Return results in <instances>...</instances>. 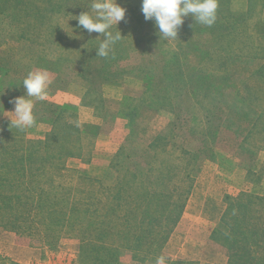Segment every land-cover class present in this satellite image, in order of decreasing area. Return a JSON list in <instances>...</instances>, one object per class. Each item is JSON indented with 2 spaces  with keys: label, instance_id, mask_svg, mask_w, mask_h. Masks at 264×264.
Here are the masks:
<instances>
[{
  "label": "rangeland",
  "instance_id": "1",
  "mask_svg": "<svg viewBox=\"0 0 264 264\" xmlns=\"http://www.w3.org/2000/svg\"><path fill=\"white\" fill-rule=\"evenodd\" d=\"M24 1L33 6L15 8V0L0 1V171L26 149L32 152L27 160L35 163L54 157L32 172L38 168L45 178L55 174L53 185L43 187L64 202L53 216H65L61 226L51 227L49 208L37 209L38 216L33 212L23 223L25 232L0 222V264H156L160 256L166 264H230L227 245L214 234L226 229L221 224L225 196L264 198V74H257L264 62L263 6L256 2L254 16L238 23L229 15L243 13L247 0H227L218 6L213 26L188 16L177 40H165L154 20L129 30L142 13V0H116L126 9L117 26L123 39L102 58L96 49L104 37L89 34L75 20L90 11L91 0H50L51 7L62 2L59 13L41 10L48 0ZM194 28L199 30L191 32ZM174 59L184 81L164 82L163 76L170 75L164 70ZM36 69L50 75L48 95L42 101L30 98L36 123L20 130L11 126L14 104L9 101L26 98L22 82ZM158 137L163 141L156 142ZM122 147L131 160L116 157ZM118 160L123 167L137 165L139 181L133 203L119 202L116 209L113 194L102 189L119 177L110 167ZM85 176L102 182H81ZM7 179L16 187L12 175ZM144 189L154 193L150 202ZM11 194L14 206L19 196L14 188ZM181 196L184 206L173 223L169 212ZM101 200L108 205L102 212ZM37 201L30 195L20 204ZM20 204L12 211L24 212ZM72 208L77 214L70 218ZM89 209L104 221L100 228L109 230L103 242H94L98 250L82 238L77 224ZM112 209L122 219L105 221ZM259 210L264 215V206ZM126 211L134 215L128 223ZM161 225L163 240L150 245L148 229Z\"/></svg>",
  "mask_w": 264,
  "mask_h": 264
},
{
  "label": "trees",
  "instance_id": "2",
  "mask_svg": "<svg viewBox=\"0 0 264 264\" xmlns=\"http://www.w3.org/2000/svg\"><path fill=\"white\" fill-rule=\"evenodd\" d=\"M3 1V0H0ZM8 1V0H6ZM85 0H83L84 2ZM227 0H218V6ZM260 3L263 7L261 9H264V0H247L246 3V10L243 13L235 14V15H229L231 17V21H238L239 22H246L248 19H250L252 16H254V10H255V4ZM32 3L24 0H15L13 3V6L15 8H19L20 6H33L30 5ZM36 9H41L36 4ZM44 7V9H41L45 12H47L45 9H49L52 6V1L48 0L47 6L41 5ZM84 7V6H82ZM29 8V7H28ZM33 8V7H31ZM85 8V7H84ZM65 10V9H64ZM51 12L59 13L63 11V4L62 2L60 5L51 7ZM67 13V12H65ZM29 14V13H28ZM68 14V13H67ZM30 15V14H29ZM33 16H35L39 20H43L45 18H39L37 16V13H33ZM148 21L144 19V15L142 13L136 15V22L132 23L133 25L130 26L129 30L131 32H135L137 28H142L144 24H147ZM234 24V23H233ZM222 27H219L221 29ZM196 30H199V28H194V32ZM227 33V31H225ZM224 33V36H225ZM135 34H138L136 32ZM131 40V39H130ZM133 40V39H132ZM179 66L178 71H175V68ZM169 67L165 68V73H170V75H167L166 77L163 76V81L173 82L176 77L179 78L180 73L182 72V67L178 60L171 63V65H168ZM259 70L257 74H264V62L259 66ZM179 69L181 71H179ZM182 79L179 78V81H184V77L181 75ZM223 82H228L229 76L226 75L222 78ZM178 82V80H177ZM224 83V84H225ZM183 84V83H182ZM185 84L188 85L186 82ZM186 86V85H185ZM189 87V86H188ZM208 88V87H206ZM192 91V90H189ZM193 92V91H192ZM178 96V94H176ZM156 142H162L163 138L158 137L155 140ZM154 144V142H153ZM152 144V145H153ZM124 147H122V150L118 153V156L122 158L123 160L126 159L131 160L129 155H125L123 153ZM182 154H189L187 151H183ZM32 152L30 150L26 149V152L24 155H22L19 158H14V163L6 168L1 172L0 171V222L4 225L5 228L9 230H13L15 232H25V229L23 227V223H26L27 217L34 212L35 216H38V210L47 209L49 208V221L48 225L51 227L61 226L63 224V219L65 214H61L60 217L53 216V209H58V204H62L64 206V202L61 200H58L54 197V195H50L49 191L47 189H44V184H50V186L54 183V177L55 174L49 175L48 177H42L39 176V170L37 168L36 172H32L33 166H37L39 162L42 160L48 164L51 160H54V157H41L40 161L38 163L37 159H29L27 160L28 156L31 155ZM35 163V164H34ZM111 168H116V172H118V176L115 181L112 183V185H108L107 187H104L102 189V192L105 191L106 195L113 194L111 196L112 200L116 201V209L121 202L123 205H131L133 203L132 195L134 193V190H136L138 187V174H139V168L137 165H134L133 168L130 167H123V163L121 161H117L116 163L110 164ZM119 169V171H118ZM7 175H12V177L16 180L17 185L12 186L11 181L7 179ZM110 175V174H109ZM106 175L104 181L109 176ZM112 176V175H110ZM45 178V179H44ZM86 179L87 181H90L91 185L96 186L97 184H101V180L93 178V177H87L85 178L80 177V181L83 182V180ZM80 182V183H81ZM36 183V187H32L31 184ZM160 183V180H159ZM11 188H14L15 191H17L18 194V203L13 206V196L11 194ZM146 198L147 202H150L152 199L154 193L150 194L147 189L143 190L142 193ZM142 194H139V196H142ZM30 195L32 198H38L39 201L31 202V203H25L20 204L22 201L28 202L30 200ZM46 196V197H45ZM110 197V196H108ZM186 197V196H185ZM43 198V199H42ZM181 196L178 200L182 199ZM43 201H40V200ZM225 200H227V209L226 212L221 220L222 226H224L226 229L218 230L216 229L214 231L215 236L222 239L223 242L227 245L228 249V259L230 264H264V215H259L260 213V207L264 206V198L257 197L251 194L243 193L237 196L236 198L232 199L229 196H225ZM21 205L22 207H25L24 212L21 211H12V208H15L17 205ZM107 202H102V200L98 203V210L102 212L103 208L107 209ZM183 201H177L174 203V206L172 207L173 210L169 212L170 216L173 217L172 221L173 223L176 222L180 217V212L183 209ZM17 209V208H16ZM96 210V209H95ZM95 210H88L87 212L84 211V214L81 216V218H85L83 221H79L77 224L79 225V230L81 231V234L84 235L82 238L86 241L93 243V248L98 250L94 242H103L107 234L109 233V230L101 229L100 224L104 221H97V219L94 217ZM7 211L8 213L3 215V212ZM104 212V211H103ZM110 215L106 217L105 221L112 222L113 219L119 220L122 219L119 217V215H116V211L114 209L109 210ZM149 213L148 211H145L144 214ZM76 213V209L72 208L70 210V218H72ZM153 213L150 212L148 217L152 218ZM3 216L7 217V221L3 222L2 219ZM133 213L130 211H126L124 217L125 222H129L128 217H133ZM162 217V214L160 215ZM32 216H30V219L32 220ZM76 218V217H75ZM80 218V219H81ZM79 219H76V221ZM34 224V223H32ZM154 224L151 223V226ZM32 227L31 225H29ZM155 229H148L147 234L152 235L153 237L150 238L149 244L153 245L155 241L163 240V235H165L164 227L161 225L160 228ZM54 231V230H53ZM56 232V231H55ZM156 232V234H154ZM161 232V233H160ZM137 245H140L142 243V238L138 237L136 241ZM86 246V245H85ZM83 246V248L85 247ZM260 251V252H259ZM258 253V254H257ZM109 259L106 260H110ZM111 261V260H110ZM109 261V262H110ZM105 262V259L103 263Z\"/></svg>",
  "mask_w": 264,
  "mask_h": 264
},
{
  "label": "clouds",
  "instance_id": "3",
  "mask_svg": "<svg viewBox=\"0 0 264 264\" xmlns=\"http://www.w3.org/2000/svg\"><path fill=\"white\" fill-rule=\"evenodd\" d=\"M217 10L218 0H142L141 7L145 20H154L160 39L165 40H177L178 31L188 16L193 17L196 23L213 26L217 20ZM125 15L126 9L116 0H91L90 11L75 16V20L89 34L95 32L104 37L100 39L101 43L96 52L98 57L107 58L117 42L123 39L117 26L125 19ZM50 82L46 69H36L28 73L22 82L26 98L18 97L9 101L14 104V112L11 114L15 119H10L12 127L24 130L35 125L34 102L30 98L45 100ZM156 264H166L165 257H158Z\"/></svg>",
  "mask_w": 264,
  "mask_h": 264
}]
</instances>
